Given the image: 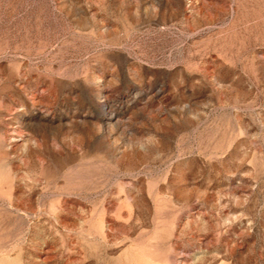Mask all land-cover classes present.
I'll use <instances>...</instances> for the list:
<instances>
[{
	"label": "rangeland",
	"instance_id": "rangeland-1",
	"mask_svg": "<svg viewBox=\"0 0 264 264\" xmlns=\"http://www.w3.org/2000/svg\"><path fill=\"white\" fill-rule=\"evenodd\" d=\"M0 264H264V0H0Z\"/></svg>",
	"mask_w": 264,
	"mask_h": 264
}]
</instances>
